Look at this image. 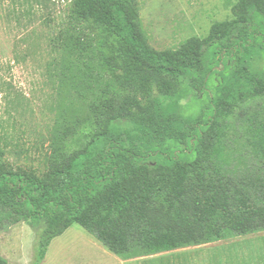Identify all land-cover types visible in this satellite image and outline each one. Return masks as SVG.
<instances>
[{
  "label": "trees",
  "instance_id": "1",
  "mask_svg": "<svg viewBox=\"0 0 264 264\" xmlns=\"http://www.w3.org/2000/svg\"><path fill=\"white\" fill-rule=\"evenodd\" d=\"M63 1L52 46L95 132L68 154L54 146L41 174L11 165L0 139V234L28 224L43 264L75 225L122 261L264 233V121L246 114L264 100V0H237L207 37L163 51L138 0ZM215 252L202 264H264V236Z\"/></svg>",
  "mask_w": 264,
  "mask_h": 264
},
{
  "label": "rangeland",
  "instance_id": "2",
  "mask_svg": "<svg viewBox=\"0 0 264 264\" xmlns=\"http://www.w3.org/2000/svg\"><path fill=\"white\" fill-rule=\"evenodd\" d=\"M138 1L149 44L159 51L176 49L193 37H207L215 23L233 19L237 2ZM67 16L68 2L63 0H0V139L11 165L39 174L53 157L54 146L68 154L84 147L95 132L92 123L84 121L89 115L80 102L68 97L62 84L61 56L52 46V38ZM262 42L259 39V45ZM259 45L256 48L263 49ZM262 55V60L258 56L254 59L258 71H264V52ZM206 105L195 104L190 115H198ZM61 114L65 124L59 128ZM246 114L258 123L264 121V100L247 107ZM56 132L63 135V141L56 140ZM262 236L264 233L122 261L109 251L107 255L93 252L92 259L87 257L90 249L86 241L97 240L75 225L53 241L43 264H202L213 260L217 247ZM36 242V232L20 223L0 234V253L8 264H33Z\"/></svg>",
  "mask_w": 264,
  "mask_h": 264
},
{
  "label": "crops",
  "instance_id": "3",
  "mask_svg": "<svg viewBox=\"0 0 264 264\" xmlns=\"http://www.w3.org/2000/svg\"><path fill=\"white\" fill-rule=\"evenodd\" d=\"M53 243V242H52ZM52 245V244H51ZM86 245L89 247L90 249V253H88V256L90 259L91 258V254H97V253H100L102 255H107V250H105V248L99 244V242L95 241V240H89V241H86ZM49 254H50V251L49 253L47 254L46 258L48 259L49 257ZM95 256V255H94ZM96 257V256H95ZM119 259V258H118ZM46 260V259H45ZM57 263V262H56Z\"/></svg>",
  "mask_w": 264,
  "mask_h": 264
}]
</instances>
